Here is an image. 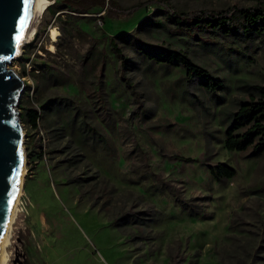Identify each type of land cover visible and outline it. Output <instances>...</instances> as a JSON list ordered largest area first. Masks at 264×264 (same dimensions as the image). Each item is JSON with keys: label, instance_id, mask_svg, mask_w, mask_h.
<instances>
[{"label": "rangeland", "instance_id": "374dc122", "mask_svg": "<svg viewBox=\"0 0 264 264\" xmlns=\"http://www.w3.org/2000/svg\"><path fill=\"white\" fill-rule=\"evenodd\" d=\"M115 1L127 7L141 0ZM170 1L185 10L256 2ZM59 5L44 11L37 22V37L33 39L34 34L9 64L25 82L18 108L26 131L29 172L9 248L10 264H174L171 253L180 261L187 257L181 264H221L220 255L225 263L240 264L243 247L250 245L251 254L264 264V154L253 157L249 151L229 150L225 123L219 115L222 104L197 87V78L189 80L181 66L147 63L137 51L140 44L159 47L167 42L187 49L195 60L232 85L223 105H234L246 96L236 89L237 78L264 84V42L256 40L257 47L247 52L250 58L230 67L193 40L163 28L149 30V17H162L173 26L159 4H148L131 15L122 10L121 19L102 18L104 11L95 9L68 16V7L61 6L56 13ZM53 27L60 31L56 40L51 38ZM111 39L123 57L116 54ZM90 48L104 53L100 64L104 66L105 94L95 110L100 97L88 96L91 62L83 58ZM41 62L57 64L58 77L43 75L42 69L37 72L39 67L34 66ZM189 92L199 95L208 109L195 106ZM44 93L70 99L61 111L57 135L44 118L33 127L24 117L23 106L40 107ZM75 102L95 116L110 150L100 144H82L75 132L63 128ZM84 117L77 115V123ZM205 125L213 128L215 136H208ZM136 142L150 171L160 173L182 195L195 198L202 206L199 214L188 213L168 192L160 193L155 182L139 177L138 170L134 171L141 163ZM218 161L236 167L237 175L217 181L209 163ZM127 211L149 217L154 213V218L120 228L107 215L123 216ZM40 212L48 218V227L35 217ZM233 218L239 223L231 227Z\"/></svg>", "mask_w": 264, "mask_h": 264}, {"label": "trees", "instance_id": "16d2710c", "mask_svg": "<svg viewBox=\"0 0 264 264\" xmlns=\"http://www.w3.org/2000/svg\"><path fill=\"white\" fill-rule=\"evenodd\" d=\"M56 3L60 4L56 13L63 9L62 7H68V16L74 17L76 15L82 16L83 13H88L95 9L98 12L104 11L103 14H100L102 18L110 16L117 19L123 17L122 10L127 11V14L131 15L148 4H159L166 9V17L173 23V26L168 25L169 23L162 17H149L146 19L149 30L163 28L171 35L181 36L184 40H193L196 44L215 53L230 67L234 63L237 64L241 60L250 58L247 52L253 51L257 47L256 40L264 42V0H256L251 6L234 4L223 9L205 8L194 10H185L170 0H141L127 7L119 6L115 0H56L49 4L46 9L49 10ZM35 34L33 39L37 37L38 31ZM220 37L237 44V46L233 47L227 45V43L220 42ZM110 43L116 54L123 57L121 48L118 47L115 41L111 39ZM149 46H151V49ZM137 51L147 63L157 62L164 66H181L186 70L189 80L197 78V87L207 96H210L212 100H215L217 104H222L219 109V115L220 119L225 123V146L229 150L249 151V156L253 157L264 154V84L253 83L245 78H237L235 82L236 89L243 90L246 96H241L234 105H231V103L223 105L227 94L232 89V85L225 78L214 75L207 66L195 60L187 49L167 42L159 47L140 44L137 47ZM102 56L104 57L103 50H92V48L88 49L83 55L84 59L91 62V88L87 92L88 96L100 97L94 103V110L102 105L101 98L105 94L103 83L104 66L103 62L100 64ZM29 61H33V59ZM34 68L42 69L43 75L48 74L49 77H58L56 69L60 67L57 64L41 62L36 63ZM24 72H26V67ZM189 95L190 98L192 97L191 99L195 106L208 109L199 95H194L191 92H189ZM67 100L70 99H65L64 97L52 98L44 93L41 95L40 110L37 107L23 106L26 110L24 117L33 127H38L40 118H44L46 124L57 135L59 133L57 130L61 128V111L70 102ZM71 109L73 110L69 113L66 126L63 128L68 127L72 133L75 132L82 144H100L104 149L110 150L108 148V138L100 123H97L95 116L84 111V109L82 110L79 102H75ZM74 111H76L75 114H73ZM79 114H83L85 117L84 120H80L77 123L76 117ZM205 130L209 137L215 136L213 128L205 125ZM136 145L141 163L137 165L134 171L138 170L139 177L143 176L144 179L155 182L156 188L160 193L168 192L172 199L188 213L199 214L202 211L201 204H197L193 197L182 195L179 188L166 180L160 173L151 172L149 165L146 163L145 153L142 152L137 142ZM207 150H209V145ZM178 157L182 158V156ZM186 159L191 160V157ZM209 169L212 176L219 182H225L235 177L238 173L236 167L223 161L209 163ZM150 214L152 217H149V214H138L132 211L125 212L123 216L111 212H108L107 215L113 224L120 228H125L131 222L142 225L145 220L153 219L154 213ZM237 223H239L238 219L233 218L230 226L234 227ZM251 250L250 245L243 247V252L239 251L243 254L240 264H263L257 261L255 254L254 256L251 254ZM170 256L174 264H181V261L186 262L187 259L186 256H182L180 261L172 253ZM220 263L229 264L225 263L222 255H220Z\"/></svg>", "mask_w": 264, "mask_h": 264}, {"label": "water", "instance_id": "95a60500", "mask_svg": "<svg viewBox=\"0 0 264 264\" xmlns=\"http://www.w3.org/2000/svg\"><path fill=\"white\" fill-rule=\"evenodd\" d=\"M31 4L0 0V245L17 191L26 133L18 108L25 82L9 64L22 43Z\"/></svg>", "mask_w": 264, "mask_h": 264}, {"label": "bare ground", "instance_id": "6f19581e", "mask_svg": "<svg viewBox=\"0 0 264 264\" xmlns=\"http://www.w3.org/2000/svg\"><path fill=\"white\" fill-rule=\"evenodd\" d=\"M50 3H51V0H32L30 14L27 20V27L24 33L22 43L19 47L18 52L12 58L17 57L18 54H20L21 51L23 50V46L33 38L36 32L37 22L39 21L40 16L44 13V11L46 10L47 6ZM59 32L60 31L56 27H53L51 29V38L53 40H56ZM50 48L54 50L55 48L54 44H51ZM25 139H26V133H25ZM22 155L23 157H22L20 174H19V179H18L17 191H16V195H15V198L12 204L8 222H7V225H6L4 234H3V238L1 241V245H0V264H10L9 248L12 245V237H13V232L15 229V222L17 221V218L19 217L20 212H21L20 200H21V196L24 191L23 184H24L25 177L27 174V166H26L27 157H26V151H25V142L23 143Z\"/></svg>", "mask_w": 264, "mask_h": 264}, {"label": "crops", "instance_id": "0c3cea01", "mask_svg": "<svg viewBox=\"0 0 264 264\" xmlns=\"http://www.w3.org/2000/svg\"><path fill=\"white\" fill-rule=\"evenodd\" d=\"M35 217H39L40 218V222H41V225L45 226V227H48L50 225L49 223V220L48 218L46 217L45 213L44 212H40L39 215H36ZM36 221V220H35ZM37 222V221H36ZM114 226V225H113Z\"/></svg>", "mask_w": 264, "mask_h": 264}, {"label": "built area", "instance_id": "2783aa9c", "mask_svg": "<svg viewBox=\"0 0 264 264\" xmlns=\"http://www.w3.org/2000/svg\"><path fill=\"white\" fill-rule=\"evenodd\" d=\"M30 62H31V61H29L28 63L30 64ZM31 67H32V66H31ZM36 71L39 72L40 70H39V69H36ZM33 90H34V86L32 87V91H33ZM37 108L40 110L39 106H38Z\"/></svg>", "mask_w": 264, "mask_h": 264}]
</instances>
